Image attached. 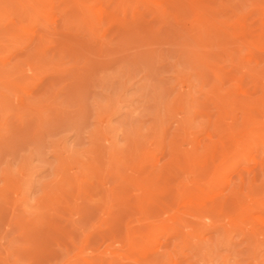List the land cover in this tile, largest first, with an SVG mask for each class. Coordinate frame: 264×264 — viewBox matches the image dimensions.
<instances>
[{
    "label": "rangeland",
    "instance_id": "rangeland-1",
    "mask_svg": "<svg viewBox=\"0 0 264 264\" xmlns=\"http://www.w3.org/2000/svg\"><path fill=\"white\" fill-rule=\"evenodd\" d=\"M0 264H264V0H0Z\"/></svg>",
    "mask_w": 264,
    "mask_h": 264
},
{
    "label": "bare ground",
    "instance_id": "bare-ground-1",
    "mask_svg": "<svg viewBox=\"0 0 264 264\" xmlns=\"http://www.w3.org/2000/svg\"><path fill=\"white\" fill-rule=\"evenodd\" d=\"M95 11H96V10H95ZM102 36H103V35H102ZM259 169H260V168H259ZM256 173H257V172H256ZM256 173H255V174H256ZM259 174H260V172H259ZM230 190H231V189H230ZM226 197H227V196H226Z\"/></svg>",
    "mask_w": 264,
    "mask_h": 264
}]
</instances>
